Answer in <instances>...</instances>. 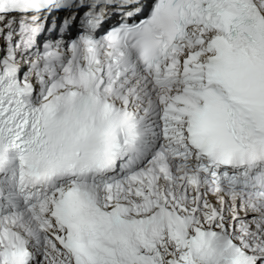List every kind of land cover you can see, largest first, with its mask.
<instances>
[{"label":"snow or ice","instance_id":"snow-or-ice-1","mask_svg":"<svg viewBox=\"0 0 264 264\" xmlns=\"http://www.w3.org/2000/svg\"><path fill=\"white\" fill-rule=\"evenodd\" d=\"M0 264H264V0H0Z\"/></svg>","mask_w":264,"mask_h":264}]
</instances>
